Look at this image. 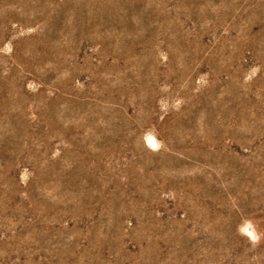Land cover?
I'll return each instance as SVG.
<instances>
[{"label":"rangeland","instance_id":"374dc122","mask_svg":"<svg viewBox=\"0 0 264 264\" xmlns=\"http://www.w3.org/2000/svg\"><path fill=\"white\" fill-rule=\"evenodd\" d=\"M0 264H264V0H0Z\"/></svg>","mask_w":264,"mask_h":264},{"label":"bare ground","instance_id":"6f19581e","mask_svg":"<svg viewBox=\"0 0 264 264\" xmlns=\"http://www.w3.org/2000/svg\"><path fill=\"white\" fill-rule=\"evenodd\" d=\"M147 143H148L149 147H151V148L155 149V148L159 147L157 139L152 135L147 136Z\"/></svg>","mask_w":264,"mask_h":264}]
</instances>
